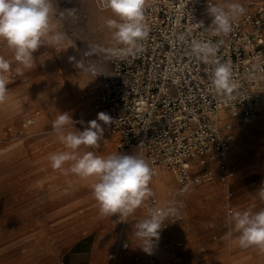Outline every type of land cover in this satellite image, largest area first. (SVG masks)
Masks as SVG:
<instances>
[{
    "label": "crops",
    "instance_id": "0c3cea01",
    "mask_svg": "<svg viewBox=\"0 0 264 264\" xmlns=\"http://www.w3.org/2000/svg\"><path fill=\"white\" fill-rule=\"evenodd\" d=\"M0 55L11 61L5 74L10 81L8 99L0 105V200L8 198V202L23 205L14 211L12 220L17 223L0 229V264H148L147 253L134 235V225L146 218L145 204L126 222L119 221V214L104 217L92 194L94 178L65 174L69 164L62 170L51 168L50 154L71 151L52 130L56 116L69 113L76 121L74 127L83 131L102 112L94 106L101 82L82 61L83 67H76L80 51L63 43L42 45L33 53L36 66L32 69L23 68L6 52ZM25 120L31 121L28 126ZM21 123L29 127L27 136L15 140L6 136L3 129ZM252 126L246 133L256 129L261 142L242 147L238 164H232L237 168L236 180L190 183L181 188L172 172L158 167L149 187L161 206L173 208L182 219L162 228L152 248L157 264H254L250 249L238 246L237 233L224 238L232 228L231 211L264 208L256 194L264 182V163L258 159L264 157V126ZM115 141L104 130L99 148L81 146L77 154L89 150L99 156L137 154L135 148L119 149ZM253 172H258L257 179L252 178ZM125 243L128 246L123 248Z\"/></svg>",
    "mask_w": 264,
    "mask_h": 264
},
{
    "label": "built area",
    "instance_id": "2783aa9c",
    "mask_svg": "<svg viewBox=\"0 0 264 264\" xmlns=\"http://www.w3.org/2000/svg\"><path fill=\"white\" fill-rule=\"evenodd\" d=\"M94 1L107 9L105 0ZM239 3L245 15L230 34L216 36L204 31L212 23L208 0H145L149 31L139 50L122 56L118 49L123 46L116 45L107 64L100 56L85 64L87 69L95 66L96 74L87 71L101 82L94 106L115 121L103 123L105 132L116 137L119 149L135 148L155 174L160 166L172 172L181 188L216 178L227 182L233 176V120L252 122L264 102V1ZM193 41H210L216 48L213 59L231 64L238 85L234 99L212 89L213 65L190 54ZM144 204L146 216L149 208H167L156 194ZM181 219L175 211L163 228ZM146 259L158 263L155 251Z\"/></svg>",
    "mask_w": 264,
    "mask_h": 264
},
{
    "label": "clouds",
    "instance_id": "9594fccd",
    "mask_svg": "<svg viewBox=\"0 0 264 264\" xmlns=\"http://www.w3.org/2000/svg\"><path fill=\"white\" fill-rule=\"evenodd\" d=\"M144 6L145 0H105V7L118 19L105 18L104 26L111 32V39L115 44L123 46L118 49L122 56L134 55L140 48L139 42L148 36ZM57 11L61 17L64 16V11L58 9L55 0H0V43L23 68L32 69L36 66L33 53L42 45L58 46L66 39V35L55 30L53 24ZM206 11L212 18V23L204 31H210L216 36H227L247 10L238 0H208ZM198 27L202 28L203 23H199ZM215 52L216 48L210 41H193L190 54L213 65L212 89L226 100H232L233 92L238 87L232 78V66L229 62L213 59ZM10 67L11 61L0 55V105L5 104L8 99L7 85L10 81L5 74ZM76 67L83 65L77 62ZM87 70L96 74L95 66ZM97 121H102L104 125L115 122L109 114L100 112L96 120L87 122L84 130L80 131L74 127L76 121L69 113H59L56 116L52 121V130L66 149L71 151L50 154L51 168L62 170L65 164H69L65 174L71 173L81 179L94 178L91 188L99 213L108 218L119 214V221L126 222L129 216L154 195L149 185L155 173L139 154L113 153L99 156L89 150L78 155L81 146L100 147L104 128ZM256 194L264 201V182ZM174 215L175 210L171 207L149 208L146 218L134 225V235L141 241L137 245L151 255L154 243L160 239L165 221H169L170 216ZM229 219L232 228L224 238L230 239L233 233H237L236 240L240 248H253L264 254V208L259 211L234 210L229 213Z\"/></svg>",
    "mask_w": 264,
    "mask_h": 264
},
{
    "label": "rangeland",
    "instance_id": "374dc122",
    "mask_svg": "<svg viewBox=\"0 0 264 264\" xmlns=\"http://www.w3.org/2000/svg\"><path fill=\"white\" fill-rule=\"evenodd\" d=\"M240 1L242 0H238V2ZM55 3L60 11H64L63 17H61L59 15V11H57L53 19L55 30L63 32L66 35V39L63 42L64 46H66V48H77L80 51V57L82 59H80L78 62L82 61V64L84 65L88 62V60L85 59L86 57L84 56L86 54H91V57L94 60H96V58L100 56L107 64L110 59L111 50L116 46L115 42L111 39V32L107 27L104 26V19L112 18L111 10L99 8L94 0H55ZM99 14H103L105 18L104 16L99 17ZM1 45L3 48L0 49V51H3V53H8L9 57L11 58L12 54L3 44ZM102 68L105 69L106 66H103ZM259 109L260 115L258 113L256 118L250 123H243L242 121L236 119L233 120V132L235 133L236 144L229 153V159L230 166L234 174L228 181H233L238 178V173H236L237 168H235V164H238L237 158L239 156V153L243 149L242 147H244V144L251 143V145L256 146L261 142V133L256 129L249 130L248 133H246L248 129L253 127L252 125L256 124V127L264 126V120H259V117L264 116V102L259 107ZM226 118L229 119V117ZM27 121L28 120H25L26 125ZM25 123H21V125H19L18 127H11V129H7L6 127H4L6 129L3 130L6 131V136L10 139L13 138L15 140L17 138H22L26 135L29 129V127H27L29 124L27 126H24ZM101 124L103 125V122ZM258 159L260 163H264L263 155H261ZM233 163H235L234 166H232ZM252 174V178H258V172H253ZM0 176H2L1 172ZM214 180L221 181L218 178ZM221 182L224 183L223 181ZM9 200L8 198H4L3 201L0 200V229L2 227H6L5 229H7L8 227V229H10L9 227H11V225H15L17 221L12 220L14 211H17L18 208L23 206L17 203L8 202ZM1 208H4V210L6 211L2 213ZM2 242L3 239L2 237H0V244ZM1 248L2 247H0V254ZM249 249L250 261H252L253 259L254 264H264V254L259 253L256 249Z\"/></svg>",
    "mask_w": 264,
    "mask_h": 264
},
{
    "label": "bare ground",
    "instance_id": "6f19581e",
    "mask_svg": "<svg viewBox=\"0 0 264 264\" xmlns=\"http://www.w3.org/2000/svg\"><path fill=\"white\" fill-rule=\"evenodd\" d=\"M99 17L100 16H104L103 14H99L98 15ZM111 17L112 18H115V19H117V17H114L112 14H111ZM104 18H105V16H104ZM86 58L85 59H87L88 61H89V63H92V62H94L95 60L94 59H92V57H91V54H86V55H84ZM84 58V57H83ZM94 60V61H93ZM30 110V109H29ZM28 110V111H29ZM33 110V109H32ZM31 112V111H30ZM226 114H227V112L226 111H224V110H222L221 112H220V115L221 116H226ZM24 116V115H23ZM12 131V130H11ZM2 158V157H1Z\"/></svg>",
    "mask_w": 264,
    "mask_h": 264
}]
</instances>
